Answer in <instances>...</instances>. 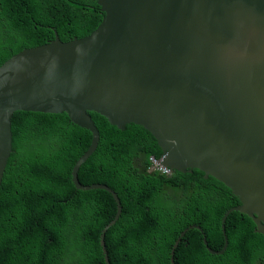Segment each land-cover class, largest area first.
<instances>
[{
  "label": "water",
  "instance_id": "95a60500",
  "mask_svg": "<svg viewBox=\"0 0 264 264\" xmlns=\"http://www.w3.org/2000/svg\"><path fill=\"white\" fill-rule=\"evenodd\" d=\"M101 23L84 38L53 41L15 54L0 66V185L13 152L16 113L65 115L92 135L74 163L99 149L91 113L124 131L142 125L157 139L162 166L199 169L239 200L240 213L264 236V0H96ZM204 244L207 245L205 237ZM177 245V244H176Z\"/></svg>",
  "mask_w": 264,
  "mask_h": 264
},
{
  "label": "trees",
  "instance_id": "16d2710c",
  "mask_svg": "<svg viewBox=\"0 0 264 264\" xmlns=\"http://www.w3.org/2000/svg\"><path fill=\"white\" fill-rule=\"evenodd\" d=\"M102 16L96 0H0V66L55 34L61 42L84 38ZM90 115L101 143L79 167V181L105 183L121 201L119 220L106 234L112 264H264V236L240 213L226 218L223 254H210L194 229L173 263L174 240L185 224L200 225L208 246L221 249V218L239 200L199 169L149 172L150 158L163 153L149 130L130 124L121 131ZM12 132L13 152L0 185V264H106L100 236L117 203L107 190H79L70 181L91 133L65 115L19 112Z\"/></svg>",
  "mask_w": 264,
  "mask_h": 264
},
{
  "label": "clouds",
  "instance_id": "9594fccd",
  "mask_svg": "<svg viewBox=\"0 0 264 264\" xmlns=\"http://www.w3.org/2000/svg\"><path fill=\"white\" fill-rule=\"evenodd\" d=\"M162 156V155H161ZM153 160H155V162L157 163V166L155 165V162H153ZM150 161H151V164H150V167H149V172H158V173H162V174H165V175H173L174 173H175V171H172L169 167H166V166H162L161 165V163H160V158H156V157H151L150 158ZM79 170V169H78ZM80 172L78 171L77 172V175H78V180H79V177H80ZM70 181H71V179H70ZM80 182V181H79ZM72 183V182H71ZM80 183H82V182H80ZM83 184V183H82ZM92 184H99V182H97V183H92ZM92 184H83V185H92ZM101 184H105V183H101ZM107 185V184H106ZM73 186H74V184H73ZM107 186H109V185H107ZM110 187V186H109ZM111 188V187H110ZM93 189H102V188H93ZM93 189H89V190H93ZM113 189V188H112ZM114 190V192H115V189H113ZM107 192H108V190H107ZM115 194L117 195V193L115 192ZM117 197H118V195H117ZM118 199H119V197H118ZM119 202H120V204H121V201H120V199H119ZM239 206V205H238ZM236 207V206H235ZM234 208V207H233ZM122 209V208H121ZM231 209V208H230ZM233 213H236V212H233ZM230 215V214H229ZM228 215V216H229ZM116 216V215H115ZM227 218V217H226ZM114 219H115V217H114ZM113 219V220H114ZM222 219V218H221ZM112 220V221H113ZM112 221H110L108 224H110ZM118 222V221H117ZM117 222H116V224H117ZM107 224V225H108ZM115 224V225H116ZM106 225V226H107ZM114 225V226H115ZM224 225H225V223H224ZM105 226V227H106ZM104 227V228H105ZM113 227V226H112ZM111 227V228H112ZM103 228V229H104ZM110 229V228H109ZM194 229H196V230H198V231H200L201 233H202V242H203V244H204V241H203V239H204V237H205V234L202 232V228H201V226L200 225H197V224H190V225H187V224H185V225H183V227L178 231V235H177V238L174 240L175 242H174V245H173V247H172V250H171V260H172V262L173 263H175V253H176V249L178 248V247H182L183 245H185V246H187V245H189L190 244V242H191V238H190V232H192V231H194ZM103 231V230H102ZM221 231H222V229H221ZM108 232V231H107ZM102 233V232H101ZM256 233H258V232H256ZM107 234V233H106ZM223 234V233H222ZM258 234H261V233H258ZM261 235H263V234H261ZM227 237V236H226ZM224 238V237H223ZM205 240H206V237H205ZM105 241H106V237H105ZM206 242H207V240H206ZM182 243V244H181ZM177 244V245H176ZM204 246L205 247H208V248H210L209 246H208V243H207V245H205L204 244ZM223 246H224V244H223ZM223 246H222V248H223ZM102 247V246H101ZM227 247H228V240H227ZM227 247H226V249L224 250V252L227 250ZM221 248V249H222ZM106 249H107V246H106ZM207 249V248H206ZM211 250H213V251H220L221 249H219V250H214V249H212V248H210ZM103 250V249H102ZM107 251H108V249H107ZM208 251V250H207ZM209 252V251H208ZM223 252V253H224ZM104 253V252H103ZM210 253V252H209ZM222 253V254H223ZM108 254H109V251H108ZM210 254H212V253H210ZM212 255H220V254H212ZM104 260H105V262H106V259H105V257H104ZM109 260H110V263L112 264V262H111V259H110V254H109ZM106 264H108L107 262H106Z\"/></svg>",
  "mask_w": 264,
  "mask_h": 264
},
{
  "label": "built area",
  "instance_id": "2783aa9c",
  "mask_svg": "<svg viewBox=\"0 0 264 264\" xmlns=\"http://www.w3.org/2000/svg\"><path fill=\"white\" fill-rule=\"evenodd\" d=\"M153 162H155V160H153ZM155 165L157 166V163L155 162Z\"/></svg>",
  "mask_w": 264,
  "mask_h": 264
}]
</instances>
